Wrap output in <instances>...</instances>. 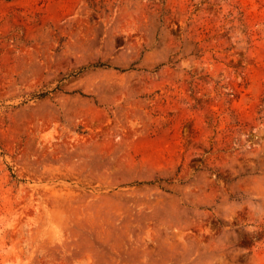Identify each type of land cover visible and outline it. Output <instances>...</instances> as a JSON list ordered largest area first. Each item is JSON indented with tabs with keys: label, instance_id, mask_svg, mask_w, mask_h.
Masks as SVG:
<instances>
[{
	"label": "rangeland",
	"instance_id": "374dc122",
	"mask_svg": "<svg viewBox=\"0 0 264 264\" xmlns=\"http://www.w3.org/2000/svg\"><path fill=\"white\" fill-rule=\"evenodd\" d=\"M0 264H264V0H0Z\"/></svg>",
	"mask_w": 264,
	"mask_h": 264
}]
</instances>
